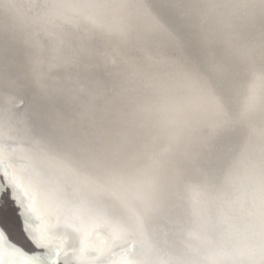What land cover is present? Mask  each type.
<instances>
[{
    "label": "snow or ice",
    "instance_id": "obj_1",
    "mask_svg": "<svg viewBox=\"0 0 264 264\" xmlns=\"http://www.w3.org/2000/svg\"><path fill=\"white\" fill-rule=\"evenodd\" d=\"M0 102V241L39 197L76 264H264V0H0Z\"/></svg>",
    "mask_w": 264,
    "mask_h": 264
},
{
    "label": "water",
    "instance_id": "obj_2",
    "mask_svg": "<svg viewBox=\"0 0 264 264\" xmlns=\"http://www.w3.org/2000/svg\"><path fill=\"white\" fill-rule=\"evenodd\" d=\"M2 103V102H0ZM25 150H30L36 152L35 149H29V145L22 144L21 145ZM17 166L15 167L18 172H21L19 163L16 161ZM42 205L41 199L39 197L36 198L35 202V209L36 214L32 216L30 219V224L32 225V229L25 233L23 230V222L20 220L18 216H16L17 223H18V230L20 233V238L14 237L10 231L9 235L6 240L0 241V248L3 249V260L4 264H68L62 259L61 253L63 251H67V253H72V248L79 247L78 242L72 237L69 236L67 241L63 240V236L65 234V229L60 226L55 231H49L51 226L57 225L58 222L55 221V218L51 212L45 210L44 206L42 205L43 209L39 206ZM47 209V208H46ZM62 223V222H61ZM69 232L71 230H68ZM33 232H37L38 234H45L46 238L50 237L52 240L51 247L47 250L50 252L47 253L46 249H38L32 242L29 237L33 234ZM95 234L92 235L90 242H96ZM9 242L11 245L22 249L23 253H26L27 256L20 254V253H12L9 247ZM57 247L60 248L59 255L57 256ZM39 254H35V253ZM52 252V253H51ZM40 256V260L37 261L32 259L34 256ZM56 255V256H55ZM54 257V258H53ZM73 261L74 258L72 259ZM76 264V263H75ZM91 264V262H89Z\"/></svg>",
    "mask_w": 264,
    "mask_h": 264
},
{
    "label": "bare ground",
    "instance_id": "obj_3",
    "mask_svg": "<svg viewBox=\"0 0 264 264\" xmlns=\"http://www.w3.org/2000/svg\"><path fill=\"white\" fill-rule=\"evenodd\" d=\"M26 145H27V144H26ZM35 150H36V149H35ZM12 163H13V165H14L15 167L17 166L15 160H13ZM41 203H42V205L44 206L45 210H48L49 212H51V213L53 214L54 218H55V221L58 222L59 217H58V213H57V211H56L53 207H51V206H46V205L42 202V200H41ZM42 205L39 204V206L43 209ZM46 208H47V209H46ZM157 227H158L161 231H163V230L166 229V226L163 225V224H161V225H157ZM44 235H45V234H44ZM56 249H57V251H60V248H59V247H57ZM46 252L50 254V252H49L47 249H46ZM60 252H61V251H60ZM51 253H52V252H51ZM65 253H67L66 250L63 251V252L61 253V255L63 256L62 259H63L65 262H67L68 264H75L76 262L72 260V259L74 258L73 254H71V253H67V256H66ZM35 254H39V253L37 252V253H35ZM55 256H56V255H55ZM53 258H54V257H53Z\"/></svg>",
    "mask_w": 264,
    "mask_h": 264
},
{
    "label": "rangeland",
    "instance_id": "obj_4",
    "mask_svg": "<svg viewBox=\"0 0 264 264\" xmlns=\"http://www.w3.org/2000/svg\"><path fill=\"white\" fill-rule=\"evenodd\" d=\"M9 231L14 237L20 238L16 216L13 217L12 223L9 227Z\"/></svg>",
    "mask_w": 264,
    "mask_h": 264
}]
</instances>
